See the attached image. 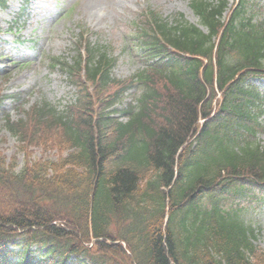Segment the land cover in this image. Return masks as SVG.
<instances>
[{"label":"trees","instance_id":"obj_1","mask_svg":"<svg viewBox=\"0 0 264 264\" xmlns=\"http://www.w3.org/2000/svg\"><path fill=\"white\" fill-rule=\"evenodd\" d=\"M189 4L205 31L142 16L146 65L132 76L113 77L115 59L80 39L84 55L51 63L75 101L5 117L23 148L59 152L20 168L0 153V264H264L236 204L264 201V96L249 81L264 78V15L250 0Z\"/></svg>","mask_w":264,"mask_h":264},{"label":"rangeland","instance_id":"obj_2","mask_svg":"<svg viewBox=\"0 0 264 264\" xmlns=\"http://www.w3.org/2000/svg\"><path fill=\"white\" fill-rule=\"evenodd\" d=\"M22 4L23 0H7L8 7L0 10V88L6 95L2 108L12 118L19 116L18 106L27 108L42 100L64 104L73 98V88H69L64 75L47 63L53 55L72 61L78 49L75 41L79 25L89 28L92 43L106 46L110 55L116 57L113 75L122 79L144 65L130 36L132 21L139 12L151 8L163 16L180 13L197 22L188 0H32L20 9ZM21 10L13 24V18ZM259 13L263 15L264 10ZM258 86L264 91V81ZM261 119L264 122V106ZM259 140L264 145L263 134ZM0 152L7 161L15 157L21 164L22 152L34 159L44 156L53 159L59 149L54 142L42 141L23 148L6 131L0 114ZM241 216L253 226L254 243L264 249V206L258 202L245 205Z\"/></svg>","mask_w":264,"mask_h":264}]
</instances>
